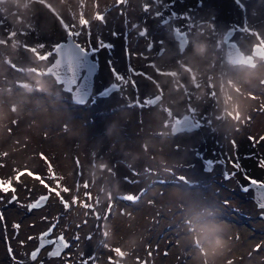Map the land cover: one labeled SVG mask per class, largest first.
<instances>
[{
  "label": "bare ground",
  "instance_id": "bare-ground-1",
  "mask_svg": "<svg viewBox=\"0 0 264 264\" xmlns=\"http://www.w3.org/2000/svg\"><path fill=\"white\" fill-rule=\"evenodd\" d=\"M65 1L68 3L67 5L70 6L71 10L74 11L73 14H75V24H70V21H68L65 13L61 11V9H58L56 5L54 6L51 1H49L51 6H46L45 8L38 2V0H35V2L37 3L35 12L41 19L40 22L37 21L35 26L38 23L40 24L41 22H44L46 19L47 22H49V30L53 32L54 35L51 36L54 39L55 37H62L64 39L67 35L64 32L62 26L58 22H56L57 18L53 17L54 10H56L61 14L63 21H65L67 26L73 28L74 31L78 30L83 33L81 34L82 36H80L79 39L82 43H84L85 47L87 46V43L91 42L93 43V48H96L98 41H103L105 44H108V42H110L109 40H111L112 42L115 41V43H112V45L115 46V49L118 44H121L123 66L121 67L120 60V68L117 69V66L114 65L113 68L121 75H123L124 71L129 91L131 89V85L133 84L134 91L140 92L138 95L139 98L146 94H152L154 91L159 92L160 90V92L162 91L163 94V102L170 110H172L173 113H187L188 115L195 118V120L196 118H199L202 121L210 120L211 123H214L217 120L216 116L225 115V117L228 118V122L226 126H223V129H220L222 133L212 139V141L208 144V146H210L208 147V155L212 158V160H221L223 163L222 168L225 172H236V175L233 178L234 180H238L240 183L247 184L245 183L248 182V179H246V177L251 178L253 175L252 173H254L255 176H258L259 178L264 179V168L259 166L260 162L264 161V157L261 156V158H256V156L259 155V153H256V145H264V141L260 140V137H264V112L258 114L257 116H253V112L256 109V99L252 98L251 105H249L248 108H245L243 105H247L248 99L246 100L243 94L242 96L246 101V103H243L242 97L240 96L242 93L238 94V92H240V89L242 90V88H247V86H253L255 90L257 89L258 82L256 83V81L257 78L261 76L260 73L264 69V64L260 65L256 68V70L252 71L245 68L239 69L234 73V78H231L227 75L226 65L222 63L220 55L212 50L210 45H207L208 40H211L214 38V36L218 35L217 32L223 24L217 22V13L213 6L205 7L203 6L204 4H200L196 8L194 15H189L190 17L194 18L193 20L188 21L191 25V27L188 29L190 43L183 55L184 58L182 64L177 65L175 61L172 60V57H174L175 55L173 41L164 34L162 35H164L163 37H165L164 47H166V50L165 53L161 57H159L160 59L153 57L152 54L147 51H144L141 55L140 52H138V58H136L137 56L134 55V53H137V50L140 51V47L142 45L148 42L150 43V38H156L159 34H161L158 31L159 27H157L156 24L157 17L154 15H148V17H150V19L148 20L149 24L147 25L148 35L147 37H142L143 39L139 40V44L136 49L134 43L135 39H133V37L129 36V39L123 41L122 38L124 35V31L122 29V24L125 23V21H133L137 19V0H126V4H117L115 8L112 7L111 9H109L108 6L112 1L116 2V0ZM5 2L8 4L10 0H5ZM26 2H28L29 8L31 6V3L29 1ZM192 2L193 0H184L181 5L185 7L181 8L178 13H188V10H190V8L192 9ZM172 4L173 3H169V0H162V12H164L166 7H169ZM120 5H123V10H121L122 14L120 15V19L114 21L115 26H113L112 24L111 27L107 28V23L113 22L110 19L109 21H107L108 17H106L105 21L104 16V23H101V21L95 18L97 13L106 14V12L109 10L115 12L117 9H119L118 6ZM147 6H143L141 3H139V7L142 12H144L145 7ZM24 7L20 11V13H23L27 8L26 5H24ZM32 7L35 6L33 5ZM147 8H150V6H148ZM207 12H209L210 15L206 16L205 13ZM24 14L25 13L22 14V17L24 16ZM86 15L88 19L86 18ZM17 18L18 17L16 16L15 19L17 22L12 23L15 25L13 30H11L12 35L9 38H4L3 40L0 39V58L3 61V64L7 65L4 67L0 66V165H2L3 167V170L0 169V179L5 181L11 180L12 187L22 189L23 194L21 193L20 201H22V199L24 198V193L28 192L26 196L30 197L38 192V190L39 192L35 195H41L42 193L46 192V190H44L46 187L44 186V184H41L39 180L34 178L35 175H39L43 179L47 178L48 180H51L52 184L50 183V188H52L53 186L57 187V182H59L58 189L63 192V187L69 188V192L67 194H69L70 196L75 194L74 191H79V196L75 194V199L78 206L73 208V206L69 204L70 207L64 209L63 214L59 215L60 225L63 226V224L65 223L69 224L67 229H71L77 226V239H79V237L85 231V224H87L88 228L93 231L97 230L96 227L101 226L100 236L104 237V241L107 239V244H109L108 246L104 247L105 250H108L111 247H113L114 249L118 248L120 247L118 243H120L124 248L128 249L126 250V256H124V258L126 259L124 260L127 262L126 264H131L132 262L137 263L135 259H139L140 264H152L150 261L151 258L149 252L154 248V246H158L156 244V241L150 235H148L147 232H143L144 230H149V228H151L152 226L153 218L151 214L148 213L141 216L140 214H138V216H135L133 221L129 224L127 223V219H125V217H120L119 215H115L114 213L111 215L110 206L112 205L113 193H118L117 195L122 197L128 194H132V192L136 189L147 187V180L148 182L151 180V178L147 176L146 177L148 179H146V182L137 184L138 186L136 188L132 186L135 184L136 180L145 178L141 170L144 166H146V164H150L152 166V173H156V171L160 169V165H162L163 168L167 166H175L174 158L171 157L173 154L170 147L171 142L168 139H162L166 135V133L168 134V132H170L169 124L165 123V119L169 116V114L167 113L168 111L162 110L158 106L149 107L145 104H135L134 102H132V104H128V106L122 111L112 113L115 110L113 106L119 103V93L113 92L111 93V99L106 102L108 104L102 103L107 100L105 98H102L100 100H97L96 102H90V104L84 106L82 110H80L82 116H75L74 119H72L68 124L67 131L58 130L54 126L51 127V125L60 123L59 120L65 117L62 114L53 112V110H57L55 108H59V106L57 105L55 99H52V97H55V95H59L60 91L56 85H53L48 77H44V75L41 73V69L44 65L43 61H40L38 58L30 59V56L35 57L36 53L29 51L28 49L31 47V45H34V47H38V45L36 43L32 44L24 40L25 38L32 39L34 36L27 33H21V30H18L19 28H23L25 26V23H19L20 21H18ZM32 18L33 17L28 16L27 13L25 20L30 21V19ZM239 19L240 16L237 15L236 20L239 21ZM84 21L88 22L87 27L81 26ZM184 23V21L179 19H176L173 22L175 26H180ZM111 28L114 30H111ZM169 29L170 27H168V31ZM116 32L117 34L115 35L114 33ZM244 34L250 39L254 37V34L253 37L250 34L247 35L246 31L244 32ZM20 37L21 40H24L21 42L24 43V48L26 49L27 55L24 56V62L18 61L20 60V58L16 57V55H13L15 53V50L13 49L15 47L13 46V41L16 38L19 39ZM102 37H107L108 39H104ZM47 44L48 43L45 42L44 48L47 46ZM187 44L188 43H186V45ZM201 45H206L203 50H200L199 46ZM42 49L43 48H40L39 51H41ZM108 53L109 52L107 48H100L99 51L95 52L94 54L91 53L93 57H96L100 62V70L97 75L96 81L98 86L104 84L108 85L113 82L117 83L112 71L106 69V63L109 62ZM136 62H139L138 66L136 65ZM25 66L30 67V72L35 75L30 74L26 77V79H17L15 85L17 83H20L23 86L24 90L34 89L38 87V84L44 86L46 89H49L52 92L49 95L50 99L43 101L47 104H52L55 108L49 112L48 118H45L44 116L46 111L42 106L43 103L39 99L33 100V98L16 94L14 97L17 100H20V104L22 103L21 107H23V109H25L26 111H17V113H13L7 108V104L11 102L12 99L8 96H4L6 85L4 86L1 84L7 83L12 85L16 76H14L11 71H23L25 69ZM235 69H237L236 66L233 68V70ZM140 72L141 79L139 80ZM219 73L222 78L219 76ZM228 73L230 75L233 74L232 71H229ZM169 78H176V86H174L173 88H171L170 86L171 84L169 83V81L171 79ZM233 79L240 80V84L234 85L232 83ZM33 85H35L36 87H34ZM238 87L240 88L239 90H237ZM261 88L262 96L259 101L262 102L259 103L260 105H262V111H264V86H261ZM232 91H234L233 95ZM207 92L209 98L205 96ZM237 95H239L240 98ZM130 96L132 95L130 94ZM6 98L9 99V101ZM62 98L64 100L66 96ZM114 98H117V100L114 101ZM16 99L14 101H16ZM170 99L173 100V103L171 105H169ZM225 101H228V103H225ZM214 103L216 106L211 109L210 104ZM207 104H209V106H207ZM233 104L236 105L235 108L232 107ZM34 109H38V111L33 112ZM208 110H213L215 116L212 117L211 114H209ZM92 113H96V116L92 115L91 121H86L85 117ZM50 116H52V118ZM13 118H18L21 121V124L18 127L11 125V121ZM240 123H242L241 126L245 130L247 129V131L245 135H239L238 137H236L238 138L237 143L236 138L230 137L231 135H235L234 132L227 127L229 125H238ZM221 124H223V122ZM75 126L77 127V130L72 131L71 128ZM112 126L114 128L109 130L108 128ZM71 132L72 136H70ZM96 133H99V135H96ZM102 134L107 135V137L100 138L99 136H101ZM23 135L27 136L28 140H25L23 138ZM115 138L116 141L113 142ZM182 139H185V148H187L188 146H195L198 141L197 132L187 133L185 136H182ZM159 141H162L163 144H161ZM233 142L235 143L233 144ZM108 143L113 145V147L111 148L109 145H107ZM98 145L99 148L97 147ZM114 147L117 148V150H121L122 154H125L128 157L122 159V162H120L121 160H119L118 162L119 168L123 171L121 176L124 179H130L134 181L132 182V184H117L114 189H110L109 187H106L107 181L103 180L101 168L100 166H98V164H103L105 162L107 170L104 173L109 180H115V178L119 177L115 174V172L117 171V165L116 163L107 162L106 159L110 158V156L107 154H105L106 156L104 160L99 161L98 158L99 156H103L102 152L104 150L106 152H112ZM143 147H145V151H143ZM96 149H98L99 154H97ZM240 149H244L247 155H240ZM180 151H182V149H179V154L181 153ZM221 152L227 153L221 154ZM96 154V163L98 167L93 163ZM260 154L264 155L261 152ZM188 158L189 157L187 156V158L183 160L186 161ZM233 163H238L240 165V169L238 171L233 167ZM253 163L256 164L255 167H253ZM78 165L80 167H78ZM210 165H208L209 167L207 166V169L210 168ZM15 166L16 168L18 167L17 170L23 168L22 173H25L23 175H20L19 181L15 179L17 176V174L15 176V172H17V170H15L14 173L11 172V170L14 169ZM49 166H51V171H46L45 168L49 169ZM78 168H81L82 171L81 175L79 174L80 176L76 177L73 175V173H77ZM176 168L186 170L185 165H182L181 163H177ZM212 169H210L209 172L204 173H206L207 175L213 174ZM129 170L131 171V173L129 172ZM29 171L33 173V176H29L26 174ZM204 173H201L200 175L204 176ZM100 174L102 178L100 177ZM222 180V176L215 177L214 179V181L217 182L218 185H220ZM22 182H24L23 187L21 186ZM77 182L78 185H81V187H79L81 189L75 190L74 184L76 185ZM190 182L195 181L191 175H188L186 183L189 185ZM85 183H88V188L83 187ZM175 183L183 186L180 180H175ZM45 184H47V182H45ZM230 185L231 183L226 182L225 186L221 187L220 194L222 193V196L220 201L223 200L224 202L225 200H227L228 207L232 204H235L234 208L236 210L234 211L237 212L242 209V206L245 204V202H243L242 205L236 204L235 197L229 194V190H234V188L230 187ZM104 188L105 192L101 193L103 192ZM89 189L94 193V195H96L95 198L97 202L95 200V203H93L94 200L91 201V199H89V196L86 195V193L88 194ZM40 190L42 191L40 192ZM157 192L159 191L157 190L154 193ZM178 192L179 189L177 188L171 189L172 194ZM0 194V196H4L6 193L0 191ZM61 196H64L63 199L67 201L68 197L65 196V194L62 195L61 193ZM107 198L109 199L107 200ZM189 199L190 195H185V200ZM137 202L138 200L134 201V203ZM50 203L52 205H49L47 208L46 206L43 208L41 207V209H38V211L35 210L32 214H29L25 218H23L26 219L24 222L25 224H23L25 225L26 230L23 231L21 235L22 238L23 234H25L24 232H33L35 226H40L41 224L45 223V209L49 214L55 213L58 215V212H56L58 210H55L57 209L55 208L57 204H55L54 202ZM1 209L3 210L2 207ZM18 211H20L19 208L17 209V211L16 208H14L12 210V213H14L13 216L15 215L17 217ZM48 213L45 214V217L48 215ZM109 214L111 219L107 218ZM82 216L86 218V221L81 220ZM103 220H108V222L112 221V225L114 227L113 229L117 231L116 233L112 234L113 239L111 238V240L109 238V236L111 235V223L103 224ZM103 227L106 229L105 233ZM135 228H137V230ZM31 241V239L30 241H27L25 239L20 240L18 242V244L20 245L19 248H24L26 245V247L28 248V245L31 244ZM131 242L134 243L131 244ZM139 242L142 244V247H144V249L141 250L140 253H133V250L131 248L135 246L137 249ZM80 245L81 246H79V248H85L86 251H90L92 253H97L99 249H101V247L97 249L93 247L90 240H87L83 243V245ZM199 245L200 252L197 256H199L200 259H203L202 264H208V257L206 258V256L208 255L201 254V248L204 247V245ZM162 249L163 247L161 246V250ZM40 253L42 252L40 251ZM181 254L182 252L178 253L180 259L185 256L183 254L181 256ZM64 255L66 254L64 253ZM81 255H83V253ZM114 255L115 253L113 252V258H115ZM215 255L216 256L214 257V259L216 264H223V258L221 259V256L223 255L222 252H216ZM88 257L86 258L88 260V264L109 263L107 262V260L101 261V257H98L97 259H88ZM169 257H172L171 261L177 259L176 255L172 256V253ZM55 262L56 261L54 259L50 258L46 261V263L48 264H53ZM196 262L197 257L195 256L192 257V259H190L189 261L186 260L184 264H193Z\"/></svg>",
  "mask_w": 264,
  "mask_h": 264
},
{
  "label": "rangeland",
  "instance_id": "rangeland-1",
  "mask_svg": "<svg viewBox=\"0 0 264 264\" xmlns=\"http://www.w3.org/2000/svg\"><path fill=\"white\" fill-rule=\"evenodd\" d=\"M26 1H29L31 3V6L29 8H28V2ZM50 1L54 3V5L58 7V9H61V11L65 13L68 21H70V24L72 25L75 24L74 23L75 14H73L74 11L71 10L70 6L67 5L68 3L65 0H50ZM238 1L240 4L236 3L233 0H193L192 2L193 4H191L192 9L190 8V10H188V14L193 16L196 8L200 4H204L203 6L205 7L207 6L214 7L217 13V20H218L217 22L218 23L220 22L223 24L218 31L219 33L217 32L218 35L214 36L213 39L208 40L207 45H210L211 49L214 50L216 53H218V55H220L222 63L226 65L227 75L230 76L231 78H234V73L238 71L239 69L245 68V69H249L250 71H252V70H256L257 67L264 64V55H258L256 53L254 54L251 52L253 45L255 43L259 44L264 49V0H238ZM182 2H184V0H174L171 6L166 7V9L163 12V17H160V18L157 17L156 19L157 27H159L158 31L161 34L157 36L158 38L157 37L150 38V43L148 42L142 45L143 47L142 46L140 47V51L137 50V53L136 54L134 53V55L137 56L138 52H140V55H141L144 51H147L151 53L153 57L160 59L159 57H161L165 53V50H166V47H164L165 37H163L164 35H166L167 37H169L170 40L173 41V45H174L173 47H174L175 55L174 57H172V60H174L177 65L182 64V61L184 58L183 55L190 43L189 32L188 30L185 32V35L187 36V39H188V42H187L188 44L182 50H180L179 47L177 46V40L175 36L172 35V32L175 29L178 30L179 32L181 31L178 26H175L173 24L174 20L170 19L171 11H175L176 13H178L181 8L185 7L181 5ZM139 3H141L143 6H147V5L150 6L149 11L142 12L139 7ZM23 4L26 5L27 8L24 10L23 13L25 14L22 17L23 13H20V11L24 7ZM161 4H162L161 0H137V7H138L137 19L133 21L128 20L122 24V29L124 31V35L122 38L123 41H125L126 39H129V36L133 37V39H135L134 43H135V49H136L139 44V40L143 39L142 37H147L148 35L147 25L149 24L148 20L150 19L148 15L156 16L155 15L156 12L158 11L162 12L163 6H161ZM33 5L35 7H32ZM36 5L37 3L35 2V0H10L8 4L5 2V0H0V37H2V39L9 38L4 33L8 29L13 30L15 25L12 23L17 22L15 19L17 16L18 21H20L19 23L21 24L23 22L25 23V26L23 28H19L18 30H21V33H27L29 35L34 36L32 39L25 38L24 39L25 41L30 42L32 44L36 43L38 46L42 44L44 45L45 42L48 43L47 46L45 48L43 47V49L40 51L41 54H45V53L52 52V47L55 45V42L58 41V39L60 40L63 38L55 37L54 39L52 37L54 35H53V32L49 30V22H47L46 19L44 22H41L40 24L38 23L35 26L37 21L39 22L41 21L40 17L35 12ZM116 5H117V2L112 1L111 4L108 6V8L109 9H111L112 7L115 8ZM118 8L119 9H117L115 12L112 10H109L106 12V14H104L105 21H106V17H108L107 21H109V19L113 21V22L107 23L106 25L107 28L111 27L112 24L113 26H115L114 21H117V19H120V15L122 14L121 10H123V5L118 6ZM27 13H28V16L33 17L32 19H30V21L25 20ZM205 14L206 16L210 15L209 12ZM237 15L240 16L239 21L236 20ZM86 18L88 19L87 15H86ZM161 19L170 20V23L165 27V29L160 26ZM105 21L101 23H104ZM168 27H170L169 31H168ZM228 27H234L231 39L236 41V43L239 45V48L243 51V53H250L253 55V64H243L242 62L231 63L229 60L226 59L225 44L222 39V36H223L224 30ZM144 29L147 30V35L140 36L139 32ZM111 30H114V29L111 28ZM245 31L247 32V35L250 34L252 37L254 34V37L253 38L251 37L252 39H250L249 37L245 36L244 34ZM81 34L78 37L73 36L74 40L80 43L81 41L79 38L80 36H82ZM114 34L116 35L117 32ZM102 38L108 39L107 37H102ZM24 40H21V37H20L19 39L16 38L14 40L15 42L13 41V46H15L13 48L15 50V53L13 55H16V57H19L20 60L18 61H22V62H24V56L26 55V49L24 48V43L21 42ZM109 41L110 42H108V44L112 45V43H115V41L113 42L111 40ZM80 45L85 46L84 43L82 42L80 43ZM89 46L93 48V43L91 42L90 44L87 43L86 48ZM107 50L109 52L108 60L112 61L113 65L117 66V69L120 68L119 62L121 60V67H122L123 60H122L121 44H118L116 49H115V46L112 45V47L107 48ZM54 57L55 55L49 57L48 60H41L38 58L37 53H36V56L35 57L30 56V59L38 58L40 61H43L44 65L42 67L43 70L41 69V73L44 75V77L46 78L48 77L49 80L53 83V85H56L60 91L59 95L57 96L55 95L56 98L52 97V99H55L59 108L57 107L55 108L53 107L52 104L50 103L47 104L43 101V100L50 99L49 95L52 93L49 89H46L44 86L36 87L35 85H33L36 88L24 90L23 86L18 85V84L15 85V82L17 79H21V78L26 79V77L30 74L35 75L30 72V67L25 66V69L23 71L22 70L11 71V73L14 76H16L12 85L7 84V83L1 84L4 86L6 85L4 96L5 97L8 96L12 99L11 102L7 104V108L11 112L17 113V111H20V112L26 111L25 109H23V107H21L22 103L20 104V100L19 99L17 100L14 97L16 94L26 96L29 98H33V100L39 99L43 103L42 106L44 107V110L46 111V113L44 114L45 118L49 117L48 116L49 112L54 108L57 110H53V112L62 114L63 116H65L61 120H59L60 123L51 125V127L54 126L58 130L67 131L68 124L70 123V121L74 119L75 116H82L80 110H82L84 106H87L88 104H90V102H96L97 100H100L102 98L107 99L106 101L102 103L108 104L106 102H108L111 99V95H112L111 93L113 92L119 93L118 97H119L120 104L118 103L113 106L115 110L112 108L114 110L112 113L122 111L128 106V104H132V102H134L135 104L139 103L143 105L144 104L143 102L145 100H150V98L156 94H159L158 99H156L154 103L147 104V106L149 107L158 106L162 110L168 111L167 113L169 114V116L165 119L166 121L165 123L169 124L170 132H168V134L166 133V135L162 139L163 140L168 139L171 142L170 147L173 152L171 157L174 158L175 166H172V167L167 166L163 168L162 165H160V169L157 170L156 173H152V166L150 164H146V166H144L141 170L145 178L136 180L135 184L132 185L134 188H136L138 186L137 184L146 182V179H148L147 177L151 178L149 182L148 180L146 182L147 187L136 189L134 190L135 192L132 190L134 192V193L132 192V195L139 197L138 202L134 203V201H128L125 199H121V197L117 195L118 193H113L112 194L113 195L112 205L110 206L111 215L114 213L115 215H119L120 217H125V219H127V223L129 224L133 221L135 216H138V214H140V216L143 214H148V213L151 214L153 218L152 226L151 228H149V230H144L143 232H147L148 235H150L156 241V244L159 247L158 248L154 246V248L151 249V251L149 252L150 258H151L150 261L152 264H164V263L172 264L175 262H176L175 264H184L186 260L189 261L190 259H192V257H195V256L197 257V262L193 264H202L203 259H200V257L197 256L198 253L200 252L199 244L204 245V247L206 246V244L204 240L193 239L194 229L192 228V225L195 223L217 225L219 234L222 235L226 241V243L220 244L218 249L214 250L213 253L207 254L208 256H206V258L208 257L207 258L208 264H216L215 259H214V257L216 256L215 253L220 252V251L223 254L221 256V259L223 258L222 259L223 264H264V221L262 218V215H264V210H261L256 205L255 201L253 200L252 198L253 190L251 187L248 190H242V187L247 186L248 182H245L247 184H243V183H240L238 180H234V178H232L231 180L225 179L223 175L225 171L222 168L223 167L222 161L212 160V158L208 155V151H209L208 147H210L208 146V144L212 141V139H214L215 137H217L218 135L222 133L220 129H223V126H226L228 122V118H226L225 115L216 116L217 120L214 123H211L210 120L202 121L199 118L198 119L196 118L195 120V118L191 116L195 121H198V127H196V129H192L191 131L186 130L183 132L172 131V128L175 125L174 123L176 122L175 119L178 117H181L182 114L173 113L172 110H170L165 105V103L162 100L163 98L162 91L161 92L160 90L159 92L154 91L152 94H146L138 98V95L140 92L134 91L133 85L131 86V89L129 91L127 81L124 83L118 82L119 88L116 91L110 90V92L106 95L97 94L91 98L90 102L87 98L85 100V103L83 104L75 103L69 97L68 95L69 93L62 88V85L59 82L56 83L52 75L45 73V68H46L47 63L52 61ZM92 58L94 57L92 56ZM136 58H138V56ZM94 59L95 61H97V69L95 71V75L93 78V82H92L93 86H92L91 93L93 91H98L100 89H103L104 86L107 85V84L100 85V86L97 85L96 81H97V75L100 70V67H99L100 62L98 61L96 57ZM136 65L138 66L139 62H136ZM0 66L1 67L7 66L3 64V61L1 60V58H0ZM235 66L237 67V69L233 70ZM166 67H169V66H166ZM229 71H232L233 74L230 75L228 73ZM263 72H264V69L261 71L260 73L261 76L258 77L259 79L257 78L256 83L258 82L257 84L258 87L256 90L253 86H247V88H242V90L239 87L237 88V90L240 89L239 90L240 92H238V94L242 93L240 96L242 97L243 103H246V101L244 100L242 96L243 94L246 100L248 99L247 105H243L245 108H248L249 105H251L252 98L256 99V103H255L256 109L253 112L254 113L253 116L255 115L257 116L258 114H261L262 112H264L262 111V105H260L259 103V102H262V101H259V99L262 96L261 86H264V82H263L264 73ZM123 76L125 77L124 71H123ZM219 76H220V73H219ZM140 79H141V72L139 73V80ZM169 79H171L169 81V83L171 84L170 85L171 88L176 86V78H173V79L169 78ZM232 83L234 85L236 84L239 85L240 80L233 79ZM208 92L205 94V96L209 98ZM130 94L132 96H130ZM233 94H234V91H232V95ZM64 96H66V98L64 99L65 101L62 98ZM237 96L240 98L239 95ZM15 99L16 101H14ZM7 100L9 101V99ZM116 100L117 98H114V101ZM172 103H173V100L170 99L169 105H171ZM207 106H209V104H207ZM215 106H216L215 103L210 104L211 109H213V107ZM243 106H240V107H243ZM36 111H38V109H34L33 112H36ZM77 112L78 113L80 112L79 115ZM208 112L209 114H211L212 117L215 116V114L213 113V110H208ZM95 114L96 113L89 114L88 116L85 117V120L91 121L92 115L94 116ZM50 117L52 118V116ZM220 122L221 123L223 122L224 125L221 124ZM242 123L238 125H229L227 127L231 131H233L235 134V135H231L230 137L236 138L239 135L243 136L246 134L247 129L245 130L241 126ZM20 124H21V121L18 118H13L11 121L12 126L18 127ZM112 128L114 127L112 126L108 129L110 130ZM71 130L76 131L77 127L76 126L72 127ZM190 132L191 133L197 132L198 141L195 146H188L187 148H185V139H182V136H185L187 133H190ZM96 135H99V133H96ZM70 136H72V132L70 133ZM99 137L106 138L107 135L102 134ZM23 138L25 140H28L27 136L25 135H23ZM236 139L238 143V138ZM115 141H116V138L113 140V142ZM159 142L163 144L162 141H159ZM107 145H109L111 148L113 147V145H111L110 143H108ZM97 147L99 148V145ZM256 148H257L256 153H259V155L256 156V158L258 157L261 158V156L264 157V155L260 154V152L264 154V145L263 146L256 145ZM142 149L143 151H145V147H143ZM179 149H182V151H180L181 152L180 154L178 153ZM96 150H97V154H99L98 149ZM0 153H1V150H0ZM224 153H227V152H221V154H224ZM97 154L95 155V159L93 162L95 166H97V163H96ZM102 154L103 156L102 157L99 156L98 160L99 161L104 160L106 156L105 154L109 155L110 158L106 160L108 163H116L117 171L115 172V174L119 176L118 178H115V180H109L104 173L107 170V166H105V162L103 164L102 163L98 164V166H100L101 168L103 180L107 181L106 187H109L110 189H114L117 184H121V183L123 185H125L126 183L132 184L134 180L124 179L121 176L123 171L119 168V165H118L119 160H121L120 162H122V159L128 158L127 155L125 154L123 155L122 151L117 150V148L115 147L113 148L112 152H106L104 150ZM239 154L243 156L247 155L244 149H240ZM187 156L189 158L186 161H184L183 159L187 158ZM177 163H181L182 165H185L186 170L177 169L176 168ZM208 165H210L209 169H207L209 167ZM25 166H31V165H25ZM255 166L256 164L253 163V167ZM78 167L80 166L78 165ZM2 168H3L2 165H0V169ZM15 168L16 166L14 167V169L11 170V172L14 173L15 170L18 169V167L16 169ZM45 169L46 171L49 170L48 168H45ZM210 169H212L213 174L207 175L206 173H204V172H209ZM189 170L193 173H191ZM81 171L82 169L78 168L79 173L78 172L73 173V175L76 177H79L81 175ZM129 172L131 173L130 170ZM201 173H204V176L200 175ZM16 174L18 175L17 172H15V176ZM252 174H253L251 177L252 179H256L258 181H264L263 178L261 179L258 176H255L254 173ZM188 175H191L195 181V182H190L189 185L186 183L187 180L185 181V180L179 179L180 177H186L188 179ZM220 176L223 177V180L220 183V185H218L217 182L214 181V179L215 177H220ZM100 177H101V174H100ZM44 180L45 182H47V185L50 188V183L52 184V181L48 180L47 178ZM175 180H180L184 187L175 183ZM226 182L231 183L230 187L234 188V190L232 191L229 190V194L235 197L236 204L242 205L243 202H245V204L243 205L244 207L242 206V209H240L237 212L234 211L236 210L234 208L235 204L234 205L232 204L228 207L227 205H225L223 200L220 201L221 196H222V193L220 194V189L221 187L225 186ZM21 186L22 187L24 186V182L21 183ZM53 187H56V186H53ZM79 187H81V185H78V182L76 183V185L74 184L75 190L81 189ZM13 188L15 189V192L9 191L4 196H0V209L1 207L3 208V210L2 209L0 210V213H1L0 217L1 216L4 217V221L0 223V264H17V263L18 264H48L46 263V261L49 260V258L54 259L56 261L53 264H59V263L60 264H88V260L86 259L88 256H89L88 259L89 258L97 259L98 257H101V261L107 260V262L111 264H116L119 261H120V264L127 263L125 261L126 259L124 258V256H126V253H127L126 250L128 249L124 248L122 244L118 243L120 247L115 248L119 250L117 252L113 251L114 249L113 247H111L108 250L104 249V247L108 246L109 244H107L108 242L107 239L104 241L103 240L104 237L100 236L101 226L96 227L97 230L93 231L90 228H88L87 224H85L84 225L85 231L82 233L79 239L76 238L78 235V232H76L78 228L77 226L71 229H67L69 224H66V223L63 224V226H61L59 223L60 222L59 215L63 214L65 207L61 203L60 198L57 197L55 193H49V188L44 189L47 192L48 199L46 200L45 203H43V205L37 208H31V207L28 208L29 207L28 205L32 201V198L39 196V195H35L39 192V190L38 192H36L30 197L26 196L28 192L24 193V198L25 197L26 198L25 199L23 198L22 201H20L21 193L23 194L22 189L17 188V187H13ZM172 188L179 189V192L172 194L171 193ZM157 190L159 192L154 193ZM41 191L42 190H40V192ZM104 192H105V188L103 192L101 193H104ZM61 193L62 195L65 194V196L68 197L67 202L70 205H72L73 208L78 206L77 202L75 204H72V200H76L75 194L79 196V191H74L75 194L71 196L67 194L68 192L67 193L61 192ZM89 195L91 196V201L94 200L93 203H95L96 195H94V193L90 189L88 191V196ZM185 195H188V196L190 195L191 200L190 199L185 200ZM13 196H15L16 199H13ZM108 199L109 198H107V200ZM50 202H54L55 204L58 205V206L56 205L55 207L57 208L55 210H58L56 211L58 212V215L55 213L49 214L48 211L46 212V209H45L44 210L45 211L44 212V222L45 223L41 224L40 226H35L34 227L35 229L33 232L31 231L24 232L25 234H23V238H22L21 235L23 231L26 230L25 225H23L25 224L24 222L26 219H23V218H25L29 214H32L33 211L35 210L38 211V209H41V207L43 208L46 206L47 208L49 205H52ZM133 204H137V205H133ZM14 208H16V211L18 208L20 209V211H18L17 217L15 215L13 216L14 213H12V210ZM46 213H48V215L45 217ZM110 214L107 218H110ZM81 220L86 221V218L82 216ZM102 223L103 224L111 223L110 224L111 225V231H110L111 235L109 236V238L110 240L111 238L113 239L112 234L116 233L117 231L113 229L114 227L112 225V221L108 222V220L107 221L103 220ZM14 226H19V227H14ZM47 226H51V233L49 236H55V235H58L59 233L62 234V236L64 237V240L67 241L68 247L63 249L60 256L49 257L46 251L52 245L46 243L45 247H43V249L40 250L42 253L39 252L37 259L33 261L30 259L31 254L29 250L33 248L34 245H36L37 235L39 231L46 228ZM63 228L67 231H65ZM135 229L137 230V228ZM103 230L105 233L106 229L104 227H103ZM149 232H152V233H149ZM30 237L32 240L31 244H29L30 246L28 245V248H27L26 247L27 245H26L24 248H19L20 245L18 244V242L24 239L27 241H30ZM87 240H90L91 245H93V247H95L96 249L99 247H101V249H99L97 253H92L90 251H86L85 248H79V246H81L80 244L83 245V243L86 242ZM132 243L134 242H131V244ZM161 246L163 247L162 250H161ZM258 246L260 247L258 248ZM141 247H142V244L139 242L138 243L139 249L137 248L138 249L137 250L136 247L134 246L133 248H131L133 251L132 250L131 251L133 253H138V252L140 253V251L144 249V247L142 248ZM253 247L255 248V250ZM65 251L66 252L68 251V252L66 253ZM113 252L115 253L114 255L115 258L112 257ZM179 252H182V254L185 255L184 257H182V259H180V257L178 256ZM64 253L66 255H64ZM82 253L83 255H81ZM171 253H172V256L176 255L177 257L176 260L171 261L172 257L171 258L169 257ZM135 260L137 261V263L134 262L135 264H140L139 259H135ZM134 263L132 262L131 264H134Z\"/></svg>",
  "mask_w": 264,
  "mask_h": 264
},
{
  "label": "snow or ice",
  "instance_id": "snow-or-ice-1",
  "mask_svg": "<svg viewBox=\"0 0 264 264\" xmlns=\"http://www.w3.org/2000/svg\"><path fill=\"white\" fill-rule=\"evenodd\" d=\"M116 2H117V4H126V0H116ZM161 2H162V0H161ZM172 2H174V0H169V3H172ZM148 11H149V8L145 7L144 12H148ZM155 15L158 18L163 17V12L158 11L155 13ZM95 18L97 20L103 22L104 21V14L103 13H97ZM170 19L171 20L179 19V20L184 21L185 23L178 26V27H179L180 31L186 32L191 27V25L189 24L188 21L193 20L194 18L190 17L189 14L186 12L185 13H176L175 11H171L170 12ZM169 23H170V20L161 19L160 26L165 29V27ZM81 26L87 27L88 22L84 21ZM63 29H64V31L68 37H73V36L78 37L81 34L78 31H74L73 28H71L67 25H63ZM139 35L140 36H146L147 30L146 29L141 30L139 32ZM89 44H90V42H89ZM162 44H163V42H162ZM43 47H44V45H39L38 47H30L28 50L37 53L38 58L41 60H48L49 57H51L53 55H56L58 57L52 63L48 74L53 75L54 78L57 79V81L69 93V97L71 99H74L75 102H77L78 104H83V103H85L86 97L88 98V100L90 102L91 98L93 96L103 92V89H100L98 91H93L91 93V96L89 95V83H88V81H89V76L91 74V70H92L93 65H91L89 63L88 54L89 53L94 54L95 52L99 51L100 48H111L112 47L111 44H105L103 41H98L96 48H91L90 46L86 48L83 45H80L78 43H74L73 41H69L66 44L65 43H58L53 47L52 52L41 54L39 49L43 48ZM111 71H112L113 76L115 78V81H117V83H111L107 87H109L112 91H116L119 88L118 82H126V78L123 75L116 72V70L114 68L111 69ZM73 94H75V95L73 96ZM143 103L145 105H147L149 103H154V100H145ZM260 140L264 141V137H260ZM234 143L235 142H233V144ZM4 155H6V154H4ZM259 166L264 168V161H261ZM233 167L235 169H237V171L240 169V165L238 163H233ZM49 170L51 171V166H49ZM23 174H25V173L18 174L15 179L17 181H19L20 175H23ZM26 174L29 176H33V173L30 171L27 172ZM223 175H224L225 179H232L236 175V172H225ZM34 178L39 180L41 184H44V186L46 188H49V186L47 184H45L44 179L41 178L39 175H35ZM179 179L185 180V181L187 180L186 177H180ZM246 179H248V185L243 186L242 190H248L252 186L259 188V189H264V181H258L256 179H252V178H248V177H246ZM58 187H59V182H57V187L49 188V193H55V195L60 198L63 206L65 208H69L70 207L69 203L63 199V197L61 196V191L58 190ZM83 187L88 188L89 187L88 183H85L83 185ZM0 191H3L5 193H7L9 191L15 192V189L12 187L11 180L5 181V180L0 179ZM62 191L67 193V192H69V188L63 187ZM86 195H88V194L86 193ZM13 199H16V197L13 196ZM47 199H48V195L40 196L36 200V202L29 205V207H31V208L40 207L42 205V203L44 201H46ZM89 199H91L90 195H89ZM121 199H125L128 201H136L139 199V197L132 195V194H128V195L122 196ZM257 202H258V207L261 210H264V192L259 193V197H258ZM75 203H76V200H72V204H75ZM224 203H225V205H227L228 201L225 200ZM14 227H18V226H14ZM50 233H51V229H49L48 231L41 234V236H40L41 243L39 244L37 249L31 253V255H30L31 260L35 261L37 259L40 250L43 247H45V243L57 246L54 248L53 251L48 253L49 257L60 256L63 249L68 247V244L64 240V237L62 235L57 237L54 240H47L45 242L44 238L49 236ZM59 246H62V247H59ZM259 247L260 246H258V248ZM10 251H11V249H10ZM113 251L117 252L119 250L113 249Z\"/></svg>",
  "mask_w": 264,
  "mask_h": 264
},
{
  "label": "water",
  "instance_id": "water-1",
  "mask_svg": "<svg viewBox=\"0 0 264 264\" xmlns=\"http://www.w3.org/2000/svg\"><path fill=\"white\" fill-rule=\"evenodd\" d=\"M233 30H234V27L226 28L224 30L223 36H222V39H223L224 44H225V57H226V59L229 60L231 63L242 62L243 64H253V55L250 54V53H243V51L239 48V45L236 43V41L231 39V36L233 34ZM173 36H175V38L177 40V46L179 47L180 50H182L185 47L186 43H187V36L185 35V32H183V31L179 32L178 30L175 29L173 31ZM69 41H73L74 43L80 44L78 41H75L73 39V37L66 36L65 39H61V40L56 41L55 45L58 44V43H65L66 44ZM53 47H52V51H53ZM251 52L254 53V54L256 53L258 55H264V49L262 48V46H260L257 43H255L253 45V48H252ZM88 57H89V63L91 65H93L92 70H91V74L89 76V81H88V83H89V95H91L90 92H91L92 86H93V83H92L93 82V77H94L95 71L97 69V62H95V60H93V58L91 57V53L88 54ZM56 58H58V57L55 55V57L52 59V61L47 63L46 68H45V73L46 74L49 73V69H50L52 63L54 62V60ZM52 77L54 78L53 75H52ZM54 80H55L56 83L58 82L57 79L54 78ZM62 88L65 90V88L63 86H62ZM110 90L111 89L106 86V87L103 88V92H101L99 94L106 95V94H108L110 92ZM74 95L75 94H73V96ZM158 97H159V95L156 94L153 97H151L150 100L156 101V99H158ZM86 99H87V97L85 98V100ZM72 100H73V102H75L74 99H72ZM75 103H77V102H75ZM175 120H176V123H175V125L172 128L174 131H175V129H178V130H186V129L190 130L192 128H196V126L198 125V122L197 121L195 122L190 117V115H188L187 113L183 114L181 117L176 118ZM253 190H254L253 199L257 202L258 201V197H259V193L260 192H264V189H259V188H256V187L253 186ZM43 195H47V194L46 193H42L41 195L37 196L35 199L32 200L31 203H29V205L35 203L36 200L40 196H43ZM257 205H258V202H257ZM49 229H51V226H48V227L44 228V230L40 231V233L38 235L37 245L34 247V249H32L30 251V254L34 250H36L37 247L39 246V244L41 243V241H40L41 234L46 232V231H48ZM59 236H61L60 233L58 235H56L55 237H48L47 236L44 239H45V242H46L47 240H54V239H56ZM55 247H57V246L52 245V248H50L47 251V253L53 251ZM59 247H62V246H59ZM118 264H120V262Z\"/></svg>",
  "mask_w": 264,
  "mask_h": 264
},
{
  "label": "clouds",
  "instance_id": "clouds-1",
  "mask_svg": "<svg viewBox=\"0 0 264 264\" xmlns=\"http://www.w3.org/2000/svg\"><path fill=\"white\" fill-rule=\"evenodd\" d=\"M199 47L200 50H203L205 46L201 45ZM38 86L42 85L38 84ZM225 103H228V101H225ZM232 107L235 108L236 105L233 104ZM192 228L194 229L193 239L205 241L206 246L201 248L202 255L213 253L220 244L226 243L225 238L219 234L217 225L195 223Z\"/></svg>",
  "mask_w": 264,
  "mask_h": 264
}]
</instances>
